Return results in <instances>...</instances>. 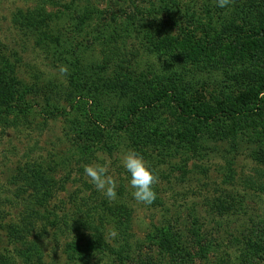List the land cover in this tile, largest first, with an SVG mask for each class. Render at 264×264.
Instances as JSON below:
<instances>
[{
  "label": "rangeland",
  "instance_id": "obj_1",
  "mask_svg": "<svg viewBox=\"0 0 264 264\" xmlns=\"http://www.w3.org/2000/svg\"><path fill=\"white\" fill-rule=\"evenodd\" d=\"M21 13H35L42 25L15 23ZM221 19L234 21L231 32L214 31ZM242 28L243 15L228 7L221 12L212 0H0V102H8L14 83L16 103L34 107L16 127L0 126V252L10 249L2 227L18 219L27 198L16 197L25 183L21 171L34 164L58 183L46 207H38L50 221L57 216L70 228L82 211L102 216L110 205L127 210L125 264H264V166L255 158L264 148V114L228 118L243 108L237 97L249 85L258 87L264 75V61L253 56L256 38H245ZM169 37L171 47L159 52ZM139 81L144 108L134 123L126 114ZM160 82L172 85L179 105L194 102L208 121L185 106L155 103L152 89ZM57 109L66 115L48 118ZM126 149L140 154L157 176L150 206L131 195L119 164ZM105 161L118 184L113 201L83 171ZM100 218L94 228L67 232L45 221L50 234L39 238L43 264H120L94 248L96 228L103 227L106 243L115 251L123 245L118 233L111 236L108 216ZM164 232L185 251L165 253Z\"/></svg>",
  "mask_w": 264,
  "mask_h": 264
},
{
  "label": "trees",
  "instance_id": "obj_2",
  "mask_svg": "<svg viewBox=\"0 0 264 264\" xmlns=\"http://www.w3.org/2000/svg\"><path fill=\"white\" fill-rule=\"evenodd\" d=\"M212 3L213 5H215L214 0H212ZM228 8L231 9L234 15L237 14L239 16V14H241L244 16L245 28H242V30L245 31L243 32L245 33L244 37L248 39L250 37L256 38L253 56L257 53L258 57L260 59L262 58V60L264 61V21L261 22L259 20L261 19V13H264V0H231ZM218 9L221 12L224 10L220 8ZM224 20L221 19L214 22V31L220 33V35H222L221 33L231 32L235 24L233 20ZM16 22L19 25H28L33 29H36L38 26L42 25V22L39 20L35 13L29 15H24L21 13L19 15H16L15 23ZM248 32H250L249 35ZM242 38L243 37L241 36L239 40H242ZM171 43V38H166V44L160 45L158 47V51L160 52L162 48L168 49L169 47H171ZM159 78H161V76L156 78V82H159ZM168 80L173 81L172 77H170V79ZM257 80L259 82L258 87L254 86L253 88H250L249 85L248 90H245V92L237 97V102L240 103L243 108L231 111L228 115V118L252 120L256 116L264 114V75H258ZM246 81L247 80L245 79V82ZM163 82L159 83L161 87L152 89L155 103L157 102L165 104V106H171L173 109L178 108L177 110L185 109V106L186 109L191 111L192 114L198 119L202 121H208L209 117L203 116V114L200 113V111L197 109V106L194 102L190 101L188 103L185 101L183 104L179 105L180 102L178 100V96H176L174 91L169 87L172 85H169L168 83L164 84ZM140 83L141 81H139L137 85L136 103H132L133 106L126 114V118L131 119V122L134 123H137L139 121V115L141 114L140 112L144 108L143 105H141L140 100L144 98L145 92ZM149 83L151 84L152 82ZM13 86H15L14 83L9 89L11 95L6 96L8 102H0V126H2L3 128L16 127L20 120L25 118L30 119L34 111V107L30 105V103L25 102L24 105L19 102L16 103V95L20 93L13 89ZM138 88L140 89V92H138ZM70 105L71 107L74 106L73 104ZM223 112L224 114H227L226 111ZM66 113V109H57L55 113L48 115V118L55 119L58 116H65ZM255 158L261 165L264 166V148L258 152ZM259 176L264 177V170H261V172H259ZM20 178L25 183L23 186H20V188H18L19 190L16 197H20L23 194L27 195V198L25 200H22L21 209H19L17 215L18 219L12 225H5V227H2V229H5L6 231L7 243L10 249H6L4 252H0V264H43L44 244L40 242L39 238H46L47 236H49L50 233H48V223L49 226L53 228L59 227V229H62L58 231L67 232L68 229L74 228H78V230H85L84 227H86L87 229L94 228L95 222H97L98 220V216L101 217L99 220L103 219L104 216H108L107 219H110V225L113 226L114 232L118 233L119 239L121 240L123 245H121L122 247H120L118 251H115L112 246L106 243V241H104L103 239V236H105V230L103 227L102 229L96 228V232H98L99 236H97V241L94 248H96L97 250H102V252L104 254L106 253L108 257L110 255H115L116 260L118 259L120 264L126 263V259L128 258L127 250L130 247L131 238L129 233L130 229L127 227L128 224H130V216L128 215L126 221L123 220V216H125L124 213L128 214L126 209H124L123 207L119 208L116 205H110L106 207L108 215L102 216L99 212H91V210H89V212L86 213L85 211H82V214L84 216L76 220L77 225L68 228L70 226L68 220H60L56 216L55 220L50 221V213L48 211H45L43 215L38 212V207H46V205L50 201V198L53 197L56 193L58 189L57 181L51 178L47 174V172L42 170L39 166H36L34 164L27 166L25 169H22ZM262 188H264L263 185ZM19 206L20 205H18V207ZM45 221L47 222V224L45 223ZM261 236L264 241V232ZM120 240H117L115 242H120ZM159 240L163 251L169 256H176L177 254H179V252L185 251L179 239H174V237L172 238L167 232H164L162 234L161 239L159 236ZM83 254L84 253L81 252V255ZM124 254L126 257L123 256ZM184 256L186 258H191V254L187 251ZM83 258V260H86L87 262V258ZM69 259L74 260L75 257L72 255Z\"/></svg>",
  "mask_w": 264,
  "mask_h": 264
},
{
  "label": "clouds",
  "instance_id": "obj_3",
  "mask_svg": "<svg viewBox=\"0 0 264 264\" xmlns=\"http://www.w3.org/2000/svg\"><path fill=\"white\" fill-rule=\"evenodd\" d=\"M214 2L216 7L225 9L230 5L231 0H214ZM59 72L64 75L67 69L61 66ZM119 164L128 176V187L131 189L133 199L144 205H152L157 199L153 187L157 182V176L150 165L132 149L122 152ZM109 168L110 162L105 161L102 164L85 165L83 171L95 190L102 193L107 200L113 201L117 199L118 184L109 173ZM116 235V232L111 233L112 237Z\"/></svg>",
  "mask_w": 264,
  "mask_h": 264
}]
</instances>
